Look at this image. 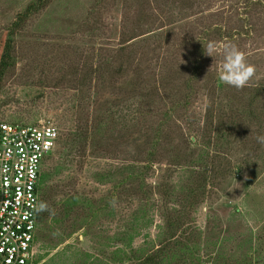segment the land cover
Listing matches in <instances>:
<instances>
[{
  "label": "rangeland",
  "instance_id": "374dc122",
  "mask_svg": "<svg viewBox=\"0 0 264 264\" xmlns=\"http://www.w3.org/2000/svg\"><path fill=\"white\" fill-rule=\"evenodd\" d=\"M30 1L0 0V59L8 40L13 58L0 123L58 129L43 170L50 205H66L75 230L46 250L66 225H42L38 264H120L115 255L127 264L155 249L165 215L178 211L206 243L203 260L244 264L256 236L264 243V121L230 124L251 106L264 115V0H42L9 35ZM229 42L256 67L241 91L219 80ZM77 126L86 130L79 153L63 141ZM203 178L207 188L187 201L188 184ZM120 236L129 245L115 243Z\"/></svg>",
  "mask_w": 264,
  "mask_h": 264
},
{
  "label": "built area",
  "instance_id": "2783aa9c",
  "mask_svg": "<svg viewBox=\"0 0 264 264\" xmlns=\"http://www.w3.org/2000/svg\"><path fill=\"white\" fill-rule=\"evenodd\" d=\"M58 141L52 124L0 123V264H34L40 175Z\"/></svg>",
  "mask_w": 264,
  "mask_h": 264
},
{
  "label": "trees",
  "instance_id": "16d2710c",
  "mask_svg": "<svg viewBox=\"0 0 264 264\" xmlns=\"http://www.w3.org/2000/svg\"><path fill=\"white\" fill-rule=\"evenodd\" d=\"M43 2L44 1L42 0H32L28 2L26 7L23 9V11L17 14L16 21L13 22L10 27L9 35H12L13 32L17 30L19 27H22L23 24L26 22L27 18L30 17L32 12L38 10L40 7L43 6ZM199 50L201 51V49ZM197 60L194 64L192 63V76L193 75L198 76V74L201 71L199 67H200V64L202 63H200L201 61L199 60L197 61ZM12 63H13V58L11 56V42L10 40H8V42L5 44V48L3 50V53L0 59V82L4 74V71ZM258 87L259 86L256 85L255 89H253L255 92L253 94L254 99H252V101H256L257 98L261 96L259 92L260 90L257 89ZM252 101L249 104H253ZM259 101L263 103L261 107H264V98L261 97ZM251 107L247 110L245 117L241 116L242 115L241 112L237 114V116H235V118L232 119L231 121L232 123L230 124V127L232 128L236 122L238 123V121L240 123H244L245 119H248L254 122H257V121L263 122L264 115H260L261 113L260 107L258 108V111H257L259 115L256 114L257 112H253ZM247 114H249V117H247ZM212 115H213V112L211 113V116ZM34 122L16 119L9 123L27 125V124H32ZM261 125L262 123L260 124V126ZM73 132L74 133L71 132L69 134H66V133L63 134L65 136L63 141H64V144L67 146V150L68 149L70 150V148L71 150L74 148L75 149L77 148L76 149L77 153H79L80 151H82L80 150V148L84 144L86 130L82 129L80 126H77V129H75V131ZM177 161H180V159L177 158ZM178 163L179 162H177V164ZM179 164L181 165L182 163L180 162ZM193 171L195 172V170ZM212 174H214L212 175L213 177L216 176V172H212ZM218 175H220V172L218 173ZM49 178H50V174L42 170L41 175H40L39 187H38V204L41 201H44V202H47V204L51 208H53V206L50 205V201H49V198H50L49 188L46 186V182L49 181ZM188 185H189V189L186 192V195H187L186 200L190 201V200H193V195H195L194 191H196L199 187L201 191L202 190L204 191V189H206L207 186L209 185V182L207 183V180L204 181V178H203L202 182H196L195 180H193V182ZM166 189L167 188H165L164 190L166 191ZM164 196H166V194ZM176 201H178V199L176 198L175 200L173 198V202H176ZM72 214H71L70 209H68L66 205H62V206L59 205L58 212L54 216L49 215V213L46 211L37 213V231H36V237H35V244L39 241L40 231L42 232V225L45 226V224L48 223L49 221L55 224H65L66 226H65V233L57 234L56 232L52 231L53 238L48 239V242H46V245H45L46 250L55 249V246L57 244H60L63 242V240L71 237L74 234L75 230L72 229L67 224H69ZM191 225H192L191 221L187 220V214L183 212L178 211L177 213L166 214L165 215V229L166 230L163 232V235H164L163 240L160 241L157 244V246H155V249L150 248L151 250L146 251V252H143L142 250L141 251L138 250L135 255L128 256V257L123 255L126 257L128 261L130 258V261L127 264H202V263H206L209 261L213 264L219 256H215V257L209 256L205 260L202 259L201 246L203 247V244L205 245L206 243H203V240L201 241V238L199 237L200 234L196 233L194 230V227H191ZM66 230H68V232H66ZM261 235L262 234H259L260 237ZM47 236L48 235H45V237ZM259 236H256L257 239L255 238L254 240L255 241L254 248L251 250V253H249L246 259L243 260L244 264H259L264 260L263 258L264 243L261 244ZM115 240H116L115 243H120V241L124 242L122 239V236L115 238ZM129 243L130 241L124 242L123 244L127 246L129 245ZM40 258L41 257L39 256H35L34 264H38L41 261ZM113 261L115 263H120V264L123 263L120 256L116 257V255H115V258H113Z\"/></svg>",
  "mask_w": 264,
  "mask_h": 264
},
{
  "label": "clouds",
  "instance_id": "9594fccd",
  "mask_svg": "<svg viewBox=\"0 0 264 264\" xmlns=\"http://www.w3.org/2000/svg\"><path fill=\"white\" fill-rule=\"evenodd\" d=\"M215 46L211 43L205 47L207 55L213 57ZM223 65L219 73V80L228 86L235 88L237 91L243 90L249 85V82L256 75L255 65L248 62L243 51L234 43H226L223 45ZM257 143L264 145V135L256 137ZM116 198L110 201V204L115 206ZM48 212L49 215L56 214L55 209L51 208L47 202L41 201L36 208L37 213Z\"/></svg>",
  "mask_w": 264,
  "mask_h": 264
}]
</instances>
